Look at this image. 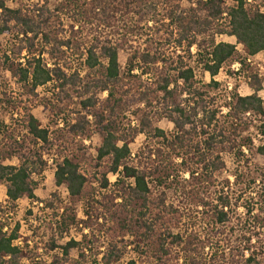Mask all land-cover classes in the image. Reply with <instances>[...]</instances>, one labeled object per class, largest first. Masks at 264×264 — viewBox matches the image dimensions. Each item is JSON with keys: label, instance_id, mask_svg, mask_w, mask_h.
Wrapping results in <instances>:
<instances>
[{"label": "trees", "instance_id": "trees-1", "mask_svg": "<svg viewBox=\"0 0 264 264\" xmlns=\"http://www.w3.org/2000/svg\"><path fill=\"white\" fill-rule=\"evenodd\" d=\"M8 1L0 0V187L8 197L0 200V264H264V168L247 173L255 137L264 139V81L250 62L264 53V0L188 8L183 0H58L54 9L52 0L33 9ZM223 72L245 79L252 94L242 96L239 84L230 91L218 81ZM165 120L173 132L159 127ZM93 135L100 146L86 174ZM51 168L67 200L37 197L34 177ZM25 199L42 205L28 214L33 246L17 221ZM76 229L83 240L60 245ZM43 244L62 256L44 261Z\"/></svg>", "mask_w": 264, "mask_h": 264}, {"label": "rangeland", "instance_id": "rangeland-1", "mask_svg": "<svg viewBox=\"0 0 264 264\" xmlns=\"http://www.w3.org/2000/svg\"><path fill=\"white\" fill-rule=\"evenodd\" d=\"M9 6L12 9H27V8H31L33 9L34 4L38 3L39 0H9ZM57 2L58 0H52V3L50 5L51 9H54L57 6ZM196 0H183V5L188 8L191 6V4L193 3V6L195 5ZM229 3L232 4V0H229ZM264 11V8H263ZM230 38H221L219 41H228ZM9 40V37L5 36L2 37L1 42L3 47H5L4 49H7V41ZM229 42V41H228ZM234 44H236L235 39H233L232 41ZM239 51L243 52L242 47L239 46ZM127 54L122 52L120 55V60H121V64L123 66L126 65L127 63ZM251 65L252 68L254 69V72H257L260 74V77L263 79L264 81V53L256 56L255 58L251 59ZM240 65L239 64H235L232 68L233 71L235 72H239L240 71ZM205 82H210L211 81V77L209 75H206L205 78L203 79ZM218 81L223 83L230 91L233 90V88L239 84V92L242 96H249L252 94V91L248 85V83L246 82L245 79H241L239 77H234L231 78L227 75L226 72L221 73V75L218 77ZM48 90L46 89H41L40 92L41 94L44 96L46 95ZM261 97L264 99V89L261 92ZM107 98V95H103V99ZM34 115L44 124L46 125L48 123V121L46 120L45 114H44V110L43 108H38L34 111ZM159 127L161 129H163L164 131H166L167 133H171L174 130V126L165 121H162L159 124ZM254 134H257L256 130L252 131ZM1 140V138H0ZM145 141V137L142 135L140 136L135 144H133L131 146L132 150L134 153H137L140 148L142 147L143 143ZM85 144L88 146V150H86L85 155L86 158H84L83 160V166H84V171L86 172H93L95 171L96 168V149L100 146V137L98 135H93V138L90 141H86ZM264 144V139L262 137H255V149H253L252 151V155H251V160L253 163V167L251 168L252 170H247V173H251L254 171V166L256 165L259 168H264V156L258 155L257 154V149L262 146ZM226 158V162L228 165V169L230 170H234L235 167L233 165V161L229 158V157H225ZM8 165H15L17 164L16 162H8ZM52 164V163H51ZM253 175V174H252ZM227 176V175H226ZM225 176V178H226ZM36 181L39 182V188L36 192L37 197L39 198L40 202H47L49 200L52 199V197L54 196V194L56 193H60L62 195V197L64 199H68L69 195L68 192L66 190L65 187L59 189L56 185V179H55V171L53 170V168L49 169L46 174L44 175V177L40 178V177H34ZM116 177H111L112 182L116 181ZM232 182H235V179L232 177L231 178ZM244 184V183H242ZM243 186V185H241ZM260 186V185H259ZM244 187V186H243ZM239 188V187H236ZM6 187L2 186L0 188V194H1V198H4L2 196H5L4 192H5ZM42 205H40L39 202H36L35 204L31 203L29 200H23L22 202H20V207H19V214L17 217V221L21 222L22 224V234L23 237L25 238H34V233H33V226H36V221L34 217L29 216V211L33 210L34 212V216L38 214L39 212V208ZM76 210L78 211V216L80 220H86V216L84 214L83 209L81 208V206L78 204L75 206ZM242 212V211H241ZM86 234H88V231H85ZM83 234L80 232V229H76L73 230L71 232V234L69 236H67L64 240H62V242H60V245H65L67 244V242H69L72 238L76 239L77 241H82L83 240ZM32 241V246L35 244V240H31ZM38 242V241H37ZM19 244H22V242H19ZM38 253L42 256V259L46 262H51V260L53 259V256H57L60 255L62 256V251L61 250H57L54 253H52L51 255H47L45 252V248H44V244L43 245H39L38 247ZM102 252H104V249L102 250ZM131 249L127 252L126 257H125V263L131 261L132 258L135 257V254L131 253ZM72 259H77L78 258V252L77 251H72L70 254ZM102 257V255H101ZM22 264H31L29 260H24Z\"/></svg>", "mask_w": 264, "mask_h": 264}, {"label": "crops", "instance_id": "crops-1", "mask_svg": "<svg viewBox=\"0 0 264 264\" xmlns=\"http://www.w3.org/2000/svg\"><path fill=\"white\" fill-rule=\"evenodd\" d=\"M233 39H235V38H230L228 41H226V40H224L225 42H228V43H231V44H234L232 41H233ZM235 41H236V39H235ZM236 43H237V41H236ZM1 188V187H0ZM4 194H5V196H2V197H4V198H1V194H0V200L2 201V202H5V201H7V199H8V197H7V188L5 189V192H4ZM22 202V201H21ZM19 207H20V203H19Z\"/></svg>", "mask_w": 264, "mask_h": 264}]
</instances>
